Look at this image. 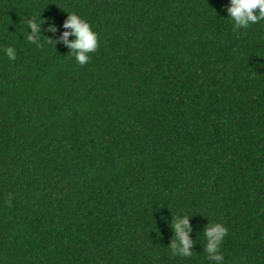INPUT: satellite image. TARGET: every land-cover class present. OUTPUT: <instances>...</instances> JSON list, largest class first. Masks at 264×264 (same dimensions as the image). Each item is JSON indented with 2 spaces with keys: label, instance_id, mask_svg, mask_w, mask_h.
Returning <instances> with one entry per match:
<instances>
[{
  "label": "trees",
  "instance_id": "1",
  "mask_svg": "<svg viewBox=\"0 0 264 264\" xmlns=\"http://www.w3.org/2000/svg\"><path fill=\"white\" fill-rule=\"evenodd\" d=\"M228 3L0 0V264H215L209 223L223 264H264V20ZM72 13L98 36L83 65Z\"/></svg>",
  "mask_w": 264,
  "mask_h": 264
},
{
  "label": "clouds",
  "instance_id": "2",
  "mask_svg": "<svg viewBox=\"0 0 264 264\" xmlns=\"http://www.w3.org/2000/svg\"><path fill=\"white\" fill-rule=\"evenodd\" d=\"M226 12L227 17L233 21L235 29H246L250 24H256L264 20V0H229ZM40 23L35 22L33 19L28 20L27 27L31 32L27 33L26 39L29 43H36L40 39ZM63 27L71 31H65L63 33L62 42L70 49L79 64H86L90 60L89 54L95 52L98 47L97 33L91 29L90 24L85 19L75 13L69 14ZM49 30L56 31L54 26L50 27ZM69 35L74 36L75 39L69 41ZM47 42L51 43L50 41ZM4 53L8 59H16V52L13 47L5 48ZM172 227L176 234V239L172 242L173 252H176L179 245V254L191 256L192 252L190 249L193 242L189 239L188 235L190 230L188 217L174 218ZM227 231V228L221 223H209L204 229L207 258L209 261L215 262V264H223L220 245Z\"/></svg>",
  "mask_w": 264,
  "mask_h": 264
}]
</instances>
